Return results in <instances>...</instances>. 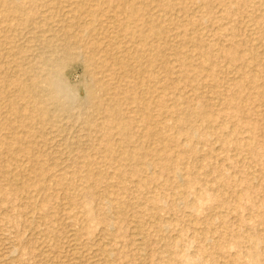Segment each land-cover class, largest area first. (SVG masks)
<instances>
[{"label":"rangeland","instance_id":"rangeland-1","mask_svg":"<svg viewBox=\"0 0 264 264\" xmlns=\"http://www.w3.org/2000/svg\"><path fill=\"white\" fill-rule=\"evenodd\" d=\"M3 1L0 0V264H264V0H235V4L230 0H128L146 8V17L139 13L141 18L133 20L119 10L125 0ZM17 3L18 9L14 7ZM87 6L93 7L88 10ZM149 11L152 14L147 16ZM156 23L164 33L161 38L149 31L158 27ZM56 30L61 31L60 35ZM136 32L142 35L136 37ZM132 37L136 40L131 41ZM145 37L152 43L144 41ZM70 38L74 42L70 43ZM111 39L116 40L112 43ZM231 41L240 44L243 63L231 61L230 54H220L221 48H230ZM60 45L64 47L60 49ZM54 46L59 47V52L55 53L58 49ZM145 49L153 50L151 54L147 51L148 55ZM87 54L93 56V61L89 62ZM131 55L141 56L143 61H133L134 65L121 61ZM16 57L22 59L17 61ZM49 60L51 67L45 64ZM104 60L108 62L104 64ZM30 63L35 65L31 67ZM42 72L53 74L61 89L47 85L49 74ZM245 80L252 82L246 85ZM145 82H153L156 88L152 100L156 99L157 106L151 104L150 121L128 104L129 99L146 97L141 92ZM24 83L21 88L19 85ZM102 96L107 97L103 98L106 101ZM41 103L49 106L44 108L48 116L57 118L50 116V122L39 120L36 109ZM64 104L69 107L67 112ZM106 117L113 126L108 138L103 130ZM131 153L137 154L136 158L124 161Z\"/></svg>","mask_w":264,"mask_h":264},{"label":"bare ground","instance_id":"bare-ground-1","mask_svg":"<svg viewBox=\"0 0 264 264\" xmlns=\"http://www.w3.org/2000/svg\"><path fill=\"white\" fill-rule=\"evenodd\" d=\"M2 1H3V0H1V2H2ZM24 1H25V0H24ZM80 1H81V0H80ZM101 1H102V0H101ZM104 1H105V0H104ZM112 1H113V0H112ZM114 1H115V0H114ZM150 1H151V0H150ZM150 1H149L148 3H146V4L149 5ZM158 1H159V0H158ZM171 1H172V0H170V2H171ZM176 1H177V0H176ZM176 1H175V2H176ZM178 1H179V0H178ZM230 1H231V3H233V4H235V2H236L235 0H230ZM3 2H4V1H3ZM16 2H17V0H16ZM25 2H26V1H25ZM33 2H34V1H33ZM33 2L30 1V3H33ZM46 2H47V1H46ZM74 2H75V1H74ZM76 2H77V1H76ZM87 2L90 3L89 1H87ZM92 2H93V1H92ZM119 2H120V1H119ZM144 2H146V1L144 0ZM155 2H156V1H155ZM173 2H174V0H173ZM173 2H172V3H173ZM175 2H174V3H175ZM181 2H182V1H181ZM183 2H184V1H183ZM183 2H182V3H183ZM220 2H221V1H220ZM18 3H22V2H18ZM18 3H17L16 6H14V7L17 8V9H18V7H20V6H19L20 4H18ZM40 3H42V2L39 1V5H40ZM49 3H50V2H49ZM70 3H73V2L71 1ZM80 3H81V2H80ZM88 3H87V4H88ZM94 3H95V1H94ZM96 3H97V2H96ZM103 3H104V2H103ZM105 3H106V1H105ZM107 3H108V2H107ZM111 3L114 4V2H111ZM116 3H117V2H116ZM134 3H136V2H135V1H134V2H133V1L130 2V1H128V0H125V1H122V8L119 7V8H120V9H119L120 12H125L126 16H127L129 19H132V20H133V19H137V18H138V19L141 18L139 13H141V16H142V15H143V12H144L143 10H144V8H145V5H141V4H140V5H141L140 7H136V6H134ZM152 3H154V2L152 1ZM158 3H159V2H158ZM158 3H157V5H158ZM166 3H167V2H166ZM168 3H169V1H168ZM227 3H228V2H227ZM256 3H257V2H256ZM3 4H5V3H3ZM87 4H85V6H86ZM92 4H93V3H92ZM101 4H102V3H101ZM113 4H112V5H113ZM142 4H143V3H142ZM169 4L171 5V3H169ZM187 4H188V3H187ZM7 5H8V4H7ZM14 5H15V4H14ZM33 5H34V4H33ZM55 5L57 6L56 3H55ZM60 5H61V4H60ZM74 5H75V4H73V6H74ZM79 5H80V4H79ZM103 5H104V4H103ZM112 5H111V6H112ZM120 5H121V4H120ZM160 5H161V2H160ZM174 5H175V4H174ZM180 5H181V4H180ZM182 5H183V4H182ZM34 6H35V5H34ZM37 6H38V5H37ZM61 6L63 7V5H61ZM61 6H60V7H61ZM76 6H77V4H76ZM83 6H84V5H83ZM101 6H102V5H101ZM105 6H106V4H105ZM105 6H104V7H105ZM108 6H110V5H108ZM118 6H119V3H118ZM171 6H172V5H171ZM171 6H170V7H171ZM204 6H205V5H204ZM4 7H5V6H4ZM21 7H23V6L21 5ZM54 7H55V6H54ZM57 7H58V6H57ZM60 7H59V8H60ZM87 7H88V10H89V8H90L91 6H90V7L87 6ZM87 7H86V8H87ZM92 7H93V6H92ZM92 7H91V8H92ZM95 7H96V6H95ZM99 7H100V6H99ZM162 7H163V5H162ZM223 7H224V6H223ZM12 8H13V7H12ZM36 8H37V7H36ZM39 8H40V7H39ZM43 8H44V7H43ZM66 8L69 10V8H71V7L69 6V8H68V7H66ZM66 8H63V9H66ZM77 8H78V6H77ZM77 8H76V9H77ZM173 8H174V7L172 6V10H173ZM21 9H22V8H21ZM25 9H26V8H25ZM32 9H33V8H32ZM37 9H38V8H37ZM44 9H45V8H44ZM44 9H42V11H43ZM49 9H50V8H49ZM72 9L75 10L74 8H72ZM80 9H81V5H80ZM80 9H78V11H79ZM83 9H84V8H83ZM96 9L99 10V8H97V7H96ZM109 9H110V8H109ZM109 9H107V10H109ZM145 9H146V8H145ZM148 9H149V8H148ZM152 9H153V8H152ZM159 9H160V7H159ZM181 9H182V8H181ZM54 10H55V9H54ZM57 10H58V9H57ZM61 10H62V9H61ZM68 10H67V11H68ZM94 10H95V9H94ZM100 10H101V9H100ZM107 10H106V11H107ZM115 10H118V9L115 8ZM141 10H142V11H141ZM149 10H150V9H149ZM155 10H156V7H155ZM172 10L170 9V11H172ZM34 11H35V10H34ZM39 11H40V9H39ZM45 11H46V10H45ZM50 11H51V10H50ZM58 11H59V10H58ZM81 11H83V10H81ZM84 11H85V10H84ZM90 11H91V10H90ZM96 11H97V10H96ZM96 11H95V12H96ZM102 11H103V10H102ZM110 11H111V10H110ZM140 11H141V12H140ZM158 11H159V10H158ZM161 11H163V10L161 9ZM161 11H159V12H161ZM173 11H174V10H173ZM32 12H33V11H32ZM32 12H31V10H30V13H32ZM37 12H38V11H37ZM85 12H86V11H85ZM85 12H81V13L84 14ZM98 12H99V11H98ZM114 12H115V11H114ZM114 12H113V13H114ZM19 13H20V11H19ZM34 13H35V12H34ZM34 13H33V14H34ZM42 13H43V12H42ZM45 13H46V12H45ZM47 13H49V12L47 11ZM55 13H57V12H55ZM60 13H61V11H60ZM64 13H65V12H64ZM68 13H69V12H68ZM93 13H94V12H93ZM111 13H112V11H111ZM144 13L146 14V11H145ZM150 13H151V12L149 11V12L147 13V16H148V14H150ZM169 13H170V12H169ZM40 14H41V13H40ZM77 14H78V12H77ZM88 14H89V13H88ZM91 14H92V13H91ZM97 14H98V13H97ZM99 14H100V13H99ZM104 14H105V16H106V13H104ZM104 14H102V16H103ZM151 14H152V13H151ZM151 14H150V15H151ZM157 14H158V13H157ZM183 14H184V13H183ZM188 14H189V13H188ZM217 14H218V13H217ZM49 15H50V14H49ZM62 15H63V14H62ZM68 15H69V14H68ZM71 15H72V13L70 12V16H71ZM85 15H87V14H85ZM92 15H94V14H92ZM154 15H155V14H154ZM154 15H152V16H154ZM162 15H163V14H162ZM46 16H47V15H46ZM63 16H64V15H63ZM63 16H61V17L59 16V18H63ZM66 16H67V13H66ZM78 16H80V13H79ZM81 16H83V15H81ZM89 16H90V15H89ZM95 16H96V14H95ZM108 16H109V15H108ZM143 16L146 17L145 15H143ZM152 16H151V17H152ZM159 16H160V15H159ZM47 17H48V16H47ZM47 17H46V18H47ZM57 17H58V16H57ZM68 17H69V16H68ZM68 17H67V18H68ZM73 17L76 18V16L72 15V18H73ZM98 17H100V16H98ZM103 17H104V16H103ZM106 17H107V16H106ZM120 17H121V16H120ZM120 17L118 16V19H120ZM144 17H143V18H144ZM163 17L165 18L164 15H163ZM163 17H162V18H163ZM169 17H171V16H169ZM40 18H41V17H40ZM40 18H39V20H40ZM43 18H44V17H43ZM43 18H42V19H43ZM49 18H50V17H49ZM69 18H70V17H69ZM94 18H95V17H94ZM96 18H97V16H96ZM110 18H111V17H110ZM110 18H109V19H110ZM121 18H122V17H121ZM143 18H142V19H143ZM149 18H150V17H149ZM155 18H156V17H155ZM164 18H163V19H164ZM70 19H71V18H70ZM70 19H69V20H70ZM73 19H74V18H73ZM73 19L71 20L70 25L72 24ZM84 19H85V18H84ZM89 19H90V17H89ZM91 19H92V18H91ZM99 19H103V18H99ZM152 19H154V17H152ZM226 19H227V18H226ZM32 20H33V17H32ZM51 20H52V19H51ZM66 20H67V19H66ZM69 20H68V21H69ZM74 20L76 21V19H74ZM80 20H81V18H80ZM97 20H98V19H97ZM103 20H104V19H103ZM140 20H141V19H140ZM144 20H145V18H144ZM147 20H148V19H147ZM155 20H156V19H155ZM157 20H158V19H157ZM164 20H165V19H164ZM174 20H175V18H174ZM234 20H235V19H234ZM45 21H46V20H45ZM58 21H59V20H58ZM64 21H65V20H64ZM84 21H86V20H84ZM87 21H88V20H87ZM90 21H91V20H90ZM94 21H96V20H94ZM111 21H112V20H111ZM116 21H117V20H116ZM120 21H121V19H120ZM134 21H135V20H134ZM161 21H162V19H161ZM42 22H44V21L42 20ZM42 22L39 21V23H42ZM50 22H51V21H50ZM61 22H62V24H63V21H61ZM76 22H77V21H76ZM78 22H79V18H78ZM80 22H81V21H80ZM88 22H89V21H88ZM92 22H93V21H92ZM98 22H100V21H98ZM102 22H104V21H101V23H102ZM108 22H109V21H108ZM136 22H137V21H136ZM138 22H140V21H138ZM141 22L145 23V22L142 21V20H141ZM146 22H147V21H146ZM163 22H164V21H163ZM187 22H188V21H187ZM39 23H38V25H40ZM56 23H58V22H56ZM59 23H60V21H59ZM59 23H58V24H59ZM83 23H84V22H83ZM86 23H87V22H86ZM90 23H91V22H89L88 25H90ZM122 23H123V21H122ZM159 23H161V22H159ZM36 24H37V23H36ZM50 24H51V23H50ZM50 24H49V25H50ZM62 24H61V25H62ZM65 24H66V23H65ZM65 24H64V25H65ZM77 24H78V23H77ZM94 24H96V23L94 22ZM107 24H108V23H107ZM109 24H110V22H109ZM111 24H112V23H111ZM120 24H121V22H120ZM123 24H124V23H123ZM123 24H122V25H123ZM126 24L129 25V23H126ZM145 24H146V23H145ZM156 24L158 25V27L153 26V27H151V29H150L149 31H150V33H152V36H153V35H158V36L160 37V36L164 35V33L162 34V32H161L162 29L159 27V24H158V23H156ZM162 24H163V23H162ZM175 24H176V23H175ZM20 25H21V24H20ZM47 25H48V24H47ZM49 25H48V26H49ZM56 25H57V24H56ZM70 25H68V26H69V27H68L69 29H70ZM74 25H75V24H74ZM78 25H79V24H78ZM133 25H134V24H133ZM146 25H147V24H146ZM148 25H149V24H148ZM148 25H147V26H148ZM165 25H167V24L165 23ZM169 25H170V24H169ZM172 25H173V24H172ZM59 26H60V25H59ZM72 26H73V25H71V28H72ZM84 26H86V25H84ZM91 26L94 27L93 24H92ZM113 26H114V25H113ZM129 26H130V25H129ZM131 26H132V25H131ZM150 26H151V25H149V28H150ZM170 26H171V25H170ZM185 26H186V25H185ZM187 26H188V25H187ZM189 26H190V25H189ZM22 27H23V26H22ZM41 27H42V26H41ZM45 27H47V26H45ZM53 27H54V26H53ZM53 27H51V28H53ZM61 27H62V26H61ZM80 27H81V26H80ZM97 27H98V26H97ZM101 27H102V26H101ZM103 27H106V26H103ZM122 27H123V26H122ZM124 27H126V29H127V25H124ZM132 27H134V26H132ZM164 27H165V26H164ZM171 27H172V26H171ZM23 28H24V27H23ZM64 28H65V27H64ZM66 28H67V25H66ZM68 28H67V29H68ZM90 28H91V27H90ZM95 28H96V27H95ZM119 28H120V27H119ZM134 28H138V27H136V25H135ZM165 28H166V27H165ZM31 29H32V28H31ZM40 29H41V28H40ZM56 29H57V30H58V29L60 30L59 27L56 28ZM61 29H62V28H61ZM67 29H63L62 31L67 30ZM79 29H81V28H79ZM123 29H125V28H123ZM128 29H129V28H128ZM128 29H127V30H128ZM29 30H30V29H29ZM51 30H52V29H51ZM57 30H56V32H57ZM59 30H58V31H59ZM81 30H83V29H81ZM81 30H80V31H81ZM90 30H92V29H90ZM90 30H89V31H90ZM112 30H113V29H112ZM129 30H130V29H129ZM173 30H174V28H173ZM42 31H43V30H42ZM52 31H53V30H52ZM72 31L74 32V30H72ZM76 31H77V30H76ZM89 31H88V32H89ZM100 31H101V30H100ZM109 31H110V30H109ZM122 31H123V30H122ZM38 32H39V31H38ZM38 32H37V33H38ZM56 32H55V34L58 33L59 35H60V33H61V31H60V33H59V32L56 33ZM64 32H65V31H64ZM64 32H63V33H64ZM67 32H69V30H68ZM70 32H71V29H70ZM81 32H83V31H81ZM84 32H85V31H84ZM95 32H96V33H99V32H97L96 30H95ZM106 32H107V31H106ZM127 32H128V31H127ZM131 32H132V31H131ZM140 32H143V31L141 30ZM144 32H145V31H144ZM144 32H143V33H144ZM40 33H42V32H40ZM43 33H44V31H43ZM45 33H46V31H45ZM65 33H66V32H65ZM71 33H72V32H71ZM74 33H75V34H73V33H72V34L76 36V32H74ZM90 33H91V32H90ZM136 33H137V32H136ZM138 33H139V32H138ZM138 33H137V34H138ZM145 33H146V32H145ZM145 33H144V34H145ZM177 33H178V32H177ZM182 33H183V32H182ZM38 34H39V33H38ZM55 34H53V35H55ZM66 34H67V33H66ZM72 34H71V35H72ZM78 34H79V33H77V35H78ZM102 34H103V32H102ZM105 34H106V33H105ZM108 34H110V33H108ZM140 34L142 35V33H140ZM140 34L136 35V37L139 36ZM166 34H167V33H166ZM180 34H181V33H180ZM59 35H56V36H59ZM61 35H62V34H61ZM63 35H64V34H63ZM63 35H62V36H63ZM67 35H68V34H67ZM85 35L90 37V35H87V31H86V34H85ZM85 35H83V36H85ZM93 35H94V33H93ZM97 35H98V34H97ZM97 35L95 34V36H97ZM111 35H112V33H111ZM111 35H110V36H111ZM62 36H61V37H62ZM65 36H66V35H65ZM79 36H80V34H79ZM79 36H78V39H79ZM100 36H102V35H100ZM106 36H107V35H106ZM134 36H135V35H134ZM148 36H150V35H148ZM148 36H146V37H148ZM174 36H175V35H174ZM49 37H50V36H49ZM61 37L59 36V38H61ZM80 37H81V36H80ZM98 37H99V36H98ZM107 37H109V36H107ZM111 37H112V36H111ZM113 37H114V36H113ZM125 37H127V36H125ZM140 37H141V36H140ZM146 37H145V38H146ZM155 37H156V36H155ZM163 37H165V36H163ZM177 37H178V36H177ZM195 37H196V36H195ZM47 38H48V37H47ZM52 38L54 39L53 36H52ZM76 38H77V36H76ZM90 38H91V37H90ZM101 38H102V37H101ZM141 38H142V37H141ZM160 38H161V37H160ZM160 38H159V39H160ZM198 38H199V37L197 36V39H198ZM201 38H202V37H201ZM35 39L37 40V38H35ZM62 39H63V37H62ZM70 39H72V38H70ZM70 39H69V40H70ZM81 39L85 40V38H81ZM81 39H80V40H81ZM94 39H95V38H94ZM96 39H97V38H96ZM96 39H95V41H96ZM105 39H106V38H105ZM116 39H117V38H116ZM116 39H115V40H116ZM118 39H119V38H118ZM124 39H125V38H124ZM132 39H133V37L131 38V41L136 40L135 37H134L133 40H132ZM142 39H143V38H142ZM153 39H154V37H153ZM156 39H157V38H156ZM175 39H176V38H175ZM54 40H55V39H54ZM54 40H52V41H54ZM56 40H57V39H56ZM56 40H55V41H56ZM69 40H68V41H69ZM73 40H74V38H73L72 40H70L69 42H70V43H71V41L74 42ZM80 40H79V41H80ZM91 40H92V39H91ZM103 40H104V39H103ZM106 40H107V39H106ZM109 40H110V39H109ZM111 40H112V39H111ZM115 40H112L111 42L113 43ZM128 40H129V39H128ZM139 40H141V39H139ZM148 40L150 41V43H152V42H151L152 39L150 40V39L146 38L144 41H147V43H148ZM160 40H161V39H160ZM220 40H221V39H220ZM39 41H41V40H39ZM55 41H54V42H55ZM59 41H60V40H59ZM59 41H58V42H59ZM66 41H67V40H66ZM75 41H76V39H75ZM77 41H78V40H77ZM89 41H90V40H89ZM89 41H88V42H89ZM92 41H93V40H92ZM95 41L93 42L94 44H96ZM117 41H118V40H117ZM129 41H130V40H129ZM129 41H128V42H129ZM141 41H142V40H141ZM162 41H164V40H162ZM166 41H168V40H166ZM218 41H219V40H218ZM224 41H225V40H224ZM54 42H52V43L54 44ZM60 42H61V41H60ZM63 42H64V41H63ZM63 42H61V43H63ZM80 42H83V41H80ZM86 42H87V41H86ZM88 42H87L86 44H88ZM99 42H100V41H99ZM102 42H103V41H101V43H102ZM107 42H108V41H107ZM153 42H155V40H153ZM164 42H165V41H164ZM38 43H39V42H38ZM55 43H56V42H55ZM61 43H57V45H58V44H61ZM78 43H79V42H78ZM83 43H84V42H83ZM93 43H92L91 45H92V46H95V45H93ZM108 43H109V42H108ZM108 43H107V44H108ZM123 43H124V42H123ZM131 43H132V42H131ZM136 43L138 44V42H136ZM136 43H135V45L137 46ZM140 43L142 44V42H140ZM140 43H139V45H141ZM158 43H159V42H158ZM168 43H170V42H168ZM67 44H69V43H67ZM75 44H76V42H75ZM86 44H85V45H86ZM127 44H128V43H127ZM162 44H163V43H162ZM197 44H198V42H197ZM197 44H196V47H197ZM48 45H49V44H48ZM48 45H46V46H48ZM54 45H55V44H54ZM77 45H78V44H77ZM85 45H83V46H85ZM120 45H121V44H120ZM130 45H131V48H132V44H130ZM130 45H129V46H130ZM139 45H138V46H139ZM150 45H151V44H150ZM150 45H148V46H150ZM153 45H154V44H153ZM160 45H161V44H160ZM202 45H203V43H202ZM204 45H205V44H204ZM219 45H220V43H219ZM229 45H230V48H228V49H227V48H221V49H220V54H222V53H223V54H225V53H226V54H230V55H231V56H230V60H231V61H234V62H236V63H237V62H242V61H244V60H243V59H244V57H243V53L240 51V50H241V48H240V44H239L237 41H231V42H229ZM27 46H28V45H27ZM36 46H37V45H36ZM38 46H39V45H38ZM46 46H45V48H46ZM60 46H61V45H60ZM66 46H67V45H66ZM86 46H87V48H89L88 45H86ZM89 46H90V45H89ZM96 46H97V45H96ZM99 46H100V45H99ZM101 46H102V45H101ZM110 46H111V45H110ZM113 46H114V45H113ZM121 46H122V45H121ZM136 46H135V47H136ZM141 46H143V45H141ZM144 46H145V45H144ZM156 46H157V45H156ZM171 46H172V45H171ZM198 46H199V45H198ZM56 47H57V46H56ZM56 47L54 46L55 49H56ZM62 47H64V46L62 45V46L60 47V49H61ZM79 47H80V46H79ZM90 47H91V46H90ZM116 47H117V46H116ZM133 47H134V46H133ZM153 47H154V46H153ZM199 47H200V46H199ZM203 47H204V46H203ZM45 48H44V49H45ZM50 48H51V47H50ZM50 48H49V49H50ZM52 48H53V47H52ZM58 48H59V47H57V49H58ZM67 48H69V47H67ZM70 48H71V47H70ZM73 48H74V47H73ZM81 48H83V49H87L86 47H81ZM81 48H80L79 50H83V49H81ZM91 48H92V47H91ZM91 48H90V49H91ZM93 48H94V47H93ZM113 48H114V47H113ZM119 48H120V47H119ZM129 48H130V47H129ZM142 48H143V47H142ZM150 48H151V46H150ZM157 48H160V47H157ZM172 48H173V46H172ZM179 48H181V46H180ZM197 48H198V47H197ZM216 48H217V47H216ZM25 49H26V48H25ZM30 49H31V46H30ZM34 49H35V48H34ZM36 49H37V48H36ZM44 49H42V51H44ZM55 49H54V50H55ZM60 49L56 50L55 53H57V51L59 52ZM63 49H64V48H63ZM65 49H66V48H65ZM97 49H100V48H98V46H97ZM97 49H96V47H95L94 50L97 51ZM101 49H103V48H101ZM108 49H109V48H108ZM115 49H116V48H115ZM115 49H113V50H115ZM122 49H123V48H122ZM127 49H128V48H127ZM133 49H134V48H133ZM161 49H162V47H161ZM173 49H174V48H173ZM194 49H195V48H194ZM198 49H201V48H198ZM207 49H208V48H207ZM207 49H206V50H207ZM23 50H24V49H23ZM27 50H28V49H27ZM32 50H33V49H32ZM32 50H31V51H32ZM39 50H40V49H39ZM50 50H52V49H50ZM71 50H73V49H71ZM75 50H76V47H75ZM118 50H119V49H118ZM118 50H117V51H118ZM120 50H121V48H120ZM124 50H125V49H124ZM134 50H135V49H134ZM139 50H140V49H139ZM150 50H151V49H150ZM152 50H153V49H152ZM152 50H151V51H152ZM155 50H156V49H155ZM155 50H154V51H155ZM180 50H181V49H180ZM196 50H197V49H196ZM202 50H203V49H202ZM206 50H205V51H206ZM210 50H211V49H210ZM24 51H25V50H24ZM64 51H65V50H64ZM66 51H68V50H66ZM76 51H78V50H76ZM83 51H85V50H83ZM98 51H100V50H98ZM101 51H102V50H101ZM104 51H105V49H104ZM126 51H127V50H126ZM145 51H146V49H145ZM147 51L149 52V50H147ZM147 51H146V52H147ZM151 51H150V52H151ZM154 51H153V54L156 53V51H155V52H154ZM197 51H198V50H197ZM200 51H201V50H200ZM208 51H209V50H208ZM17 52H18V51H17ZM20 52H21V51H20ZM20 52H19V53H20ZM47 52H48V51H47ZM49 52H50V51H49ZM53 52H54V51H53ZM72 52H75V51L73 50ZM87 52H89L88 49H87ZM90 52H91V51H90ZM92 52H93V50H92ZM106 52H107V51H106ZM110 52H111V51H110ZM112 52H113V51H112ZM132 52L134 53L135 51L132 50ZM136 52H137V51H136ZM140 52H141V51H140ZM143 52H144V51H143ZM148 52H147V53H148ZM150 52H149V53H150ZM164 52H165V51H164ZM175 52H176V51H175ZM180 52H183V51H180ZM180 52H179V54H180ZM214 52H215V50H214ZM21 53H23V52H21ZM62 53H63V52H60V54H62ZM69 53H71V52H69ZM101 53H102V52H101ZM104 53H105V52H104ZM128 53H130V52H128ZM147 53H146V54H147ZM149 53H148V55H149ZM161 53H162V50H161ZM170 53H171V52H170ZM170 53H169V54H170ZM193 53H194V52H193ZM204 53L206 54V52H204ZM211 53H212V52H211ZM42 54H44V52H42ZM51 54H52V53H51ZM60 54H59V55H60ZM63 54L65 55L66 52L63 53ZM92 54H94V52H93ZM96 54H98V53L96 52ZM107 54H108V53H107ZM113 54H114V53H113ZM117 54H118V53H117ZM130 54H131V53H130ZM130 54H129V55H130ZM139 54H140V53H139ZM150 54H151V53H150ZM156 54H157V53H156ZM156 54H155V55H156ZM172 54H173V53H172ZM197 54H198V53H197ZM205 54H204V55H205ZM207 54H208V53H207ZM16 55H17V54H16ZM35 55H36V54H35ZM35 55H34V56H35ZM46 55H47V54H46ZM52 55H54V54H52ZM52 55H51V56H52ZM55 55H56V54H55ZM66 55H67V54H66ZM72 55H73V54H72ZM99 55H100V54H99ZM105 55H106V53H105ZM111 55H112V54H111ZM134 55H136V54H134ZM155 55H154V58H155ZM183 55H185V54H183ZM195 55H196V54H195ZM195 55H194V56H195ZM202 55H203V54H202ZM17 56H18V55H17ZM44 56H45V54H44ZM73 56H74V55H73ZM87 56H88V58L93 57V56H90V57H89L88 54H87ZM101 56H102V55H101ZM106 56H108V55H106ZM118 56H119V55H118ZM118 56H117V57H118ZM143 56H144V55H143ZM156 56H157V55H156ZM163 56L167 58V56H165V54H164ZM194 56H192V57L195 58L196 56H195V57H194ZM198 56H200V55H198ZM206 56H207V55H206ZM211 56H212V55H211ZM221 56H222V55H221ZM23 57H24V56H23ZM30 57H31V56H30ZM46 57H48V55H47ZM53 57H55V56H53ZM57 57H59V56L57 55ZM63 57H65V56H63ZM67 57H70V56L67 55ZM94 57H96V56L94 55ZM109 57H110V56H109ZM120 57H121V56H120ZM124 57H125V56H124ZM124 57L122 58L123 60H121V61L131 62V63H133V65H134V62H135L136 64H137V63L139 64L140 61H143V57H141V56H134V57H132V55H131L132 58H131V57H130V58H124ZM161 57H162V55H161ZM179 57H180V56H179ZM209 57H210V56H209ZM209 57H207V58L209 59ZM212 57H213V56H212ZM215 57H216V56H215ZM36 58H37V57H36ZM74 58H75V57H74ZM86 58H87V57H86ZM103 58L105 59L104 56H103ZM106 58H107V57H106ZM144 58H146V57H144ZM189 58H191V57H189ZM16 59H17V57H16ZM18 59H19V61H20L22 58H21V59L18 58ZM18 59H17V61H18ZM28 59H29V57H28ZM38 59H39V56H38V58H37L36 60H38ZM48 59H49V58H47L46 60H48ZM54 59H55V58H54ZM95 59H96V58H95ZM97 59H98V58H97ZM99 59H100V58H99ZM150 59H151V58H150ZM150 59H149V60H150ZM161 59H164V58H161ZM174 59H175V58H174ZM174 59H173V60H174ZM200 59H201V56H200ZM25 60H26V59H25ZM39 60H40V59H39ZM39 60H38V62H39ZM42 60H43V59H41V61H40L41 64H42V62H44V60H43V61H42ZM50 60H52V59L50 58ZM50 60H49V63H48V61L45 62V64H46L47 66H49V67H51L49 64H52V63H50ZM58 60H59V59H58ZM87 60H89V59H87ZM87 60H86V61H87ZM91 60H92V59L90 58L89 62H90ZM101 60H103V59H101ZM101 60H100V61H101ZM144 60H145V59H144ZM147 60H148V59H147ZM147 60H146V61H147ZM152 60H153V59H152ZM158 60H159V59H158ZM168 60H169V59H168ZM188 60H189V59H188ZM201 60H203V58H202ZM205 60H206V59H205ZM209 60H211V59H209ZM217 60H218V58H217ZM253 60L255 61V59H253ZM33 61H34V60H33ZM53 61H54V60H53ZM55 61H56V60H55ZM92 61H93V60H92ZM105 61H107V60H104V64H105ZM110 61H111V60H110ZM115 61H116V59H115ZM115 61H113L114 64H115ZM117 61H118V60H117ZM133 61H134V62H133ZM163 61H165V60H163ZM163 61H162V62H163ZM174 61H175V60H174ZM174 61H172V62H174ZM179 61H180V60H179ZM184 61H186V60H184ZM184 61H183V63H184ZM196 61H197V60H196ZM203 61H204V60H203ZM211 61H213V60H211ZM254 61H253V62H254ZM23 62H24V61H23ZM29 62H31L30 59H29ZM61 62H62V61H61ZM94 62H95V61H94ZM101 62H103V61H101ZM107 62H108V61H107ZM118 62H119V61H118ZM152 62H153V61H152ZM159 62L162 63L161 61H159ZM165 62H166V61H165ZM172 62H171L170 64H172ZM189 62H190V60H189ZM206 62H207V60H206ZM206 62H205V63H206ZM216 62H217V61H216ZM26 63H28V62H26ZM95 63H96V62H95ZM131 63H130V64H131ZM148 63H149V61H148ZM160 63H159V64H160ZM167 63H168V62H167ZM178 63H179V62H178ZM181 63H182V62H180V64H181ZM183 63H182V64H183ZM242 63H243V62H242ZM20 64H21V62H20ZM24 64H25V63H24ZM45 64H44V65H45ZM99 64H100V65H98V67L101 66V63H99ZM102 64H103V63H102ZM106 64H107V63H106ZM108 64H109V63H108ZM108 64H107V65H108ZM111 64H112V63H111ZM123 64L127 65L128 63H127V64H126V63H123ZM123 64L121 63V65H123ZM151 64H153V63H151ZM157 64H158V63H157ZM162 64H164V63H162ZM190 64H191V63H190ZM211 64H213V63H211ZM215 64H216V63H215ZM237 64H238V63H237ZM240 64H241V63H240ZM22 65H23V63H22ZM22 65H21V68H22ZM29 65L32 67V65H35V64L30 63ZM36 65H37V64H36ZM53 65H54V64H53ZM58 65H59V64H57V66H58ZM87 65H89V64L87 63ZM92 65H93V62H92ZM92 65H91V67H93ZM131 65H132V64H131ZM131 65H130V66H131ZM144 65H145V63H144ZM153 65H154V64H153ZM160 65H161V64H160ZM164 65H166V63H165ZM164 65H163V66H164ZM178 65H179V64H178ZM178 65H177V66H178ZM197 65H198V64H197ZM197 65H194V66H197ZM243 65L245 66V64H243ZM243 65H242V66H243ZM25 66H27V65H25ZM38 66H40L39 63H38ZM89 66H90V65H89ZM89 66H88V67H89ZM104 66H105V65H104ZM119 66H120V63H119ZM127 66H129V64H128ZM127 66H126V67H127ZM148 66H149V64H148ZM229 66H230V65H229ZM27 67H28V66H27ZM31 67H28V68H31ZM42 67H43V66H42ZM44 67H45V66H44ZM102 67H103V66H102ZM102 67H101V68H102ZM106 67H109V66H106ZM114 67H116V66H114ZM124 67H125V66H124ZM126 67H125V68H126ZM134 67H135V66H134ZM149 67H150V66H149ZM158 67H159V65H158ZM183 67H184V66H183ZM187 67H188V63H187ZM200 67H201V66H200ZM230 67H231V66H230ZM34 68H35V67H34ZM34 68H33V69H34ZM39 68H40V67H39ZM89 68H90V67H89ZM125 68H124V69H125ZM127 68H128V67H127ZM129 68H130V67H129ZM129 68H128V69H129ZM138 68H139V67H138ZM180 68H181V67H180ZM194 68H195V67H194ZM194 68H193V69H194ZM201 68H202V67H201ZM204 68H205V67H204ZM240 68H241V67H240ZM242 68H243V67H242ZM242 68H241V69H242ZM244 68H245V67H244ZM37 69H38V68H37ZM41 69H43V68H41ZM45 69H46V68H45ZM49 69H50V68H49ZM51 69H52V68H51ZM56 69H57V68H56ZM56 69L54 68L55 71H56ZM92 69H93V68H92ZM99 69H100V68H99ZM109 69H110V68H109ZM111 69H112V68H111ZM113 69H114V68H113ZM134 69H135V68H134ZM136 69H137V68H136ZM140 69H141V66H140ZM163 69H164V68H163ZM169 69H170V68H169ZM190 69H191V68H190ZM205 69H206V68H205ZM19 70H20V69H19ZM25 70H26V68H25ZM25 70H24V73H25ZM29 70H30V69H29ZM29 70L27 69L26 71H29ZM38 70H39V69H38ZM38 70H37V71H38ZM104 70H105V69H104ZM121 70H123V69H121ZM137 70H139V69H137ZM144 70H145V69H144ZM152 70H153V69H152ZM156 70H157V68H156ZM159 70H160V69H159ZM166 70H167V69H166ZM182 70H184V69H182ZM194 70H195V69H194ZM203 70H204V69H203ZM203 70H201V72H203ZM12 71H13V70H12ZM15 71H16V70H15ZM31 71L33 72V71H35V70H32V69H31ZM43 71H44V69H43ZM52 71H53V70H52ZM52 71L49 70V72H52ZM123 71H124V70H123ZM126 71H127V70H126ZM130 71H131V70H130ZM164 71H165V70H164ZM170 71H171V70H170ZM187 71H188V70H187ZM190 71H191V70H190ZM206 71H207V70H206ZM242 71H243V70H242ZM13 72H14V71H13ZM21 72H22V70H21ZM21 72H19V73H21ZM29 72H30V71H29ZM38 72H39V71H38ZM40 72H41V71H40ZM92 72H93V70H92ZM96 72H97V71H95V73H96ZM109 72H110V71H109ZM109 72H108V73H109ZM115 72H116V71H115ZM131 72H132V71H131ZM131 72H130V73H131ZM135 72H136V71H135ZM147 72H148V71H147ZM168 72H169V71H168ZM201 72H200V73H201ZM15 73H16V72H15ZM22 73H23V72H22ZM30 73H31V72H30ZM30 73H28V75H31ZM35 73H37V72H35ZM43 73H45V72H42V74H43ZM100 73H101V72H100ZM103 73H104V72H103ZM103 73H101L102 76H103ZM106 73H107V72H106ZM127 73H129V72H127ZM140 73H141V72H140ZM145 73H146V72H145ZM149 73H150V72H149ZM263 73H264V72H263ZM12 74H13V73H12ZM40 74H41V73H40ZM45 74H49V75H48V84H47V85H49L50 87H52L54 90H60V89H61V88H60V85H59L56 81L53 80V79H54V78H53V74H52V75H51V73H45ZM112 74H113V73H112ZM124 74H125V73H124ZM132 74H137V73H132ZM159 74H160V73H159ZM170 74H171V72H170ZM229 74H230V73H229ZM14 75H15V74H14ZM28 75H27V76H28ZM94 75H95V74H94ZM98 75H99V74H98ZM106 75H107V74H106ZM110 75H111V74H110ZM110 75H109V76H110ZM138 75H139V74H138ZM212 75H214V74H212ZM6 76H7V75H5V77H6ZM40 76H41V75H40ZM44 76H46V75H44ZM95 76H97V75H95ZM130 76L134 77L133 75H130ZM130 76H129V77H130ZM141 76H142V75H141ZM234 76H235V74H234ZM240 76H241V79H242L243 73H240ZM34 77H35V76H34ZM57 77H58V76H57ZM57 77H56V78H57ZM103 77H104V76H103ZM132 77H131V78H132ZM135 77H136V76H135ZM135 77H134V79H135ZM142 77H143V76H142ZM204 77H205V76H204ZM212 77H214V76H212ZM238 77H239V76H237V79L240 80ZM9 78H10V76H9ZM29 78H31V77H29ZM44 78H45V77H44ZM44 78H43V79H44ZM94 78H95V77L93 76V79H94ZM97 78H98V76H97ZM106 78H108V77H106ZM143 78H144V77H143ZM185 78H187V77H185ZM250 78H251V77H250ZM7 79H8V77H7ZM10 79H11V78H10ZM17 79H18V78H17ZM22 79H23V78H22ZM25 79H26V77L24 78V80H25ZM35 79H36V77H35ZM45 79H47V78H45ZM57 79H58V78H57ZM103 79H104V78H103ZM132 79H133V78H132ZM160 79H161V78H160ZM218 79H219V78H218ZM244 79H245V78H244ZM11 80H12V79H11ZM14 80L16 81V78H15ZM37 80H38V78H37ZM98 80L100 81V79H97V81H98ZM113 80H114V79H113ZM135 80H136V79H135ZM141 80H143V79L141 78ZM145 80H147V79H145ZM148 80H149V79H148ZM148 80H147V81H148ZM163 80H164V79H163ZM235 80H236V78H235ZM235 80H234V81H235ZM4 81H5V80H4ZM8 81H9V80H8ZM8 81H6V82H8ZM15 81H14V82H15ZM22 81H23V80H21L20 82H22ZM38 81H39V80H38ZM38 81H37V82H38ZM40 81H41V77H40ZM95 81H96V80H95ZM95 81H94V82H95ZM97 81H96V83H97ZM103 81H104V80H103ZM107 81H108V80H107ZM257 81H258V80H257ZM17 82H19V81L17 80L16 83H17ZM37 82H36V83H37ZM94 82H93V85L95 84ZM155 82H156V81H155ZM157 82H158V81H157ZM157 82H156V83H157ZM161 82H162V81H161ZM173 82H174V81H173ZM177 82H178V81H177ZM213 82H214V81H213ZM236 82H238V81H236ZM251 82H252V81H251ZM251 82H250V81H247V80L244 81V83H245L246 85L249 84V83H251ZM8 83H10V82H8ZM16 83H12V84L14 85V84H16ZM25 83H26V82H25ZM25 83H24V85L22 84V85H19V86L22 88V86H25ZM30 83H31V82H30ZM139 83H140V82H139ZM147 83H148V82H147ZM170 83H171V82H170ZM174 83H175V82H174ZM227 83H228V82H227ZM227 83H226V84H227ZM19 84H20V83H19ZM40 84H41V82H40ZM42 84H44V82H43ZM42 84H41V85H42ZM98 84L100 85L101 83H98ZM103 84H104V83H103ZM105 84H106V83H105ZM105 84L102 85V86L104 87ZM107 84H108V83H107ZM109 84H111V83H109ZM145 84H146V82H145ZM157 84H158V83H157ZM253 84H254V83H253ZM258 84H259V83H258ZM9 85H10V84H9ZM93 85H92V86H93ZM95 85H96V84H95ZM95 85H94V86H95ZM99 85H98V86H99ZM111 85H112V84H111ZM113 85H114V83H113ZM113 85H112V86H113ZM141 85H143V84H141ZM152 85H153V86H152ZM152 85H147V84H146V86H144V87L141 89L142 94H145V96H146L145 98H139V97L137 96L138 99H136V100H135V99H129V103H128V104L132 105L133 107H135V108H136V111H137L138 113H141V116H142L143 118L147 119L148 121H150V119H151V118H150V112H149V110L153 109V108L150 109L151 104H152V105H156V103H155V100H156V99H155L154 101L152 100V99H153V95L156 93V88H154V83H153V82H152ZM169 85H171V84H168V86H169ZM246 85H245V86H246ZM16 86H18V85H16ZM100 86H101V85H100ZM100 86H99V87H100ZM108 86H109V85H108ZM112 86H111V87H112ZM115 86H116V85H115ZM168 86H167V89H168ZM190 86H191V85H190ZM27 87H28V86H27ZM62 87H63V86H62ZM99 87H98V88H99ZM105 87H106V86H105ZM105 87H104V88H105ZM117 87H118V86H117ZM139 87H140V86H139ZM241 87H242V86H241ZM21 88L19 89V88L17 87V90L19 89L18 91H20ZM29 88H31V87H29ZM44 88H45V86H44ZM63 88H64V87H63ZM93 88H94V87H93ZM93 88H92V89H93ZM96 88H97V87H96ZM107 88H108V87H107ZM109 88H110V87H109ZM131 88H132V87H131ZM165 88H166V87H165ZM178 88H180V87H178ZM193 88H194V90H195V87H194V86H193ZM41 89H42V88H41ZM64 89H66V88H64ZM111 89H113V88H111ZM126 89H127V88H126ZM133 89H134V88H133ZM158 89L160 90L161 88H158ZM251 89H252V88H251ZM23 90H25V89H23ZM33 90H35V89H33ZM44 90H45V89H44ZM48 90H49V89H48ZM62 90H63V89H62ZM96 90H97V89H96ZM100 90H101V89H100ZM105 90H107V89L105 88ZM118 90H119V89H118ZM124 90H125V89H124ZM135 90H136V89H135ZM226 90H228V89L226 88ZM18 91H16V92H18ZM26 91H27V90H26ZM28 91L31 92L30 90H28ZM49 91H50V90H49ZM64 91H65V90H64ZM64 91H61V92H64ZM97 91H98V90H97ZM97 91H96V92H97ZM108 91H109V90H108ZM110 91L112 92V90H110ZM113 91H114V90H113ZM161 91H162V90H160L159 93H161ZM195 91H196V90H195ZM238 91H239V90H238ZM21 92H22V90H21ZM47 92H48V91H47ZM50 92H51V91H50ZM119 92H120V90H119ZM168 92H169V91H168ZM18 93H19V95H20V94H22L23 92H22V93L18 92ZM54 93H55V95H56V91H55ZM64 93H65V92H64ZM102 93H103V92H102ZM122 93H123V91H122ZM122 93H121V94H122ZM24 94H26V93L24 92ZM24 94H23V95H24ZM50 94H52V93H50ZM62 94H63V93H62ZM97 94H98V93H97ZM99 94L102 95L101 92H100ZM99 94H98V95H99ZM107 94H108V93H107ZM110 94L112 95V93H110ZM162 94H163V93H162ZM219 94H220V93H219ZM262 94H263V93H262ZM34 95H35V94H34ZM48 95H49V94H48ZM55 95L53 94V95H51V96H54V97H55ZM58 95H59V94H58ZM72 95H73V94H72ZM111 95H110V96H111ZM140 95H141V93H140ZM158 95H159V94H158ZM167 95H168V94H167ZM234 95H235V94H234ZM4 96H5V94H4ZM21 96H22V95H21ZM26 96H28V93H27ZM26 96L24 95L25 98H28V97H26ZM29 96H30V95H29ZM67 96H68V95H67ZM113 96H115V95H113ZM130 96H132V94H130ZM130 96H129V97H130ZM155 96H156V95H155ZM160 96H161V94H160ZM162 96H163V95H162ZM263 96H264V95H263ZM22 97H23V96H22ZM22 97H21V98H22ZM24 97H23V98H24ZM61 97H63V96H61ZM96 97H97V96H94V98H96ZM100 97H101V96H100ZM105 97H106V96H105ZM105 97L102 96V99L105 98ZM108 97H109V96H108ZM123 97H126V96H123ZM129 97H128V98H129ZM23 98H22V99H23ZM25 98H24V99H25ZM29 98H30V97H29ZM29 98H28V99H29ZM33 98H34V97H33ZM106 98H107V97H106ZM113 98H114V97H113ZM8 99L10 100V98H8ZM19 99H20V98H19ZM41 99H42V98H41ZM54 99H55V98H54ZM56 99H57V98H56ZM110 99H112V98H110ZM116 99H117V98H116ZM30 100H32V98H30ZM61 100H63V99L61 98ZM61 100H60V98H59V101H61ZM103 100H105V99H103ZM118 100H119V99H118ZM125 100H126V99H125ZM167 100H168L167 102H169V99H167ZM216 100H217V99H216ZM35 101H36V100H35ZM57 101H58V100H57ZM66 101H67V100H66ZM97 101H98V100H97ZM105 101H106V100H105ZM119 101H120V100H119ZM165 101H166V100H165ZM10 102H11V101H10ZM39 102H40V101H39ZM47 102H48V101H47ZM54 102H56V101H54ZM99 102H100V101H99ZM107 102H108V100H107ZM107 102H106V103H107ZM123 102H124V101H123ZM157 102H158V101H157ZM12 103H13V102H12ZM28 103H30V102H28ZM33 103H34V102H33ZM51 103H52V102H51ZM60 103H61V102H60ZM95 103H96V102H95ZM95 103H94V104H95ZM113 103H115V101H114ZM171 103H172V102H171ZM23 104H24V103H23ZM23 104H21V105H23ZM34 104H35V103H34ZM34 104H33V105H34ZM61 104H62V103H61ZM91 104H92V103H91ZM109 104H110V103H109ZM109 104H108V105H109ZM116 104H117V101H116ZM123 104H124V103H123ZM175 104H176V102H175ZM184 104H185V103H184ZM10 105H11V104H10ZM24 105H25V104H24ZM24 105H23V106H24ZM49 105H51V104H49ZM54 105H55V103H54ZM58 105H59V104H58ZM64 105H65V104H64ZM64 105H63V106H64ZM68 105H69V104H68ZM99 105H100V104H99ZM99 105H98V106H99ZM104 105H105V104H104ZM108 105H107V106H108ZM207 105H209V104H207ZM15 106H16V105H15ZM37 106H38V108L36 107L37 109H36V108H34V109H36V112H37V111L40 112L39 115H38V116H39V120H40V118H41L42 120H44V121H46V122H50V121H52V119L49 118V117L52 116V115L48 116V111L44 110V108H46L48 105H46V107H44L45 105H43V104L41 103L40 105H37ZM65 106H66V105H65ZM96 106H97V105H96ZM105 106H106V105H105ZM107 106H106V107H107ZM113 106H116V105H113ZM156 106H157V105H156ZM172 106H173V105H172ZM193 106L195 107V104H194ZM30 107H31V106H30ZM48 107H49V106H48ZM61 107H62V106H61ZM61 107H59V108L57 107L58 110H59ZM169 107H170V106H169ZM197 107H198V105H197ZM31 108H32V107H31ZM51 108H52V107H51ZM63 108H64V107H63ZM94 108H95V107H94ZM99 108H100V107H99ZM112 108H113V107H112ZM13 109H14V108H13ZM68 109H69V107H68ZM68 109H67V106H66L65 111L67 112ZM97 109H98V107H97ZM103 109H105V108H103ZM161 109L163 110V108H161ZM170 109H171V108H170ZM215 109H216V108H215ZM17 110H18V109H17ZM23 110H24V109H23ZM23 110H22V111H23ZM25 110H26V109H25ZM48 110H49V108H48ZM62 110H64V109H62ZM93 110H96V109H93ZM101 110H102V109H100V111H101ZM117 110H118V109H117ZM125 110L127 111V109H125ZM197 110H198V109H197ZM65 111H63V112H65ZM100 111H99V112L97 111V113H99V115L101 114ZM102 111H105V110H102ZM182 111H183V110H182ZM18 112H19V111H18ZM20 112H21V111H20ZM20 112H19L18 116L20 115ZM27 112H28V111H27ZM33 113H35V112H33ZM37 113H38V112H37ZM57 113H58V111H57ZM95 113H96V112H95ZM115 113H116V111H115ZM131 113H132V112H131ZM181 113H182V112H181ZM209 113H210V112H209ZM209 113H208V114H209ZM211 113H212V112H211ZM229 113H230V112H229ZM27 114H28V113H27ZM55 114H56V111H55ZM55 114H53V115H55ZM60 114H61V113H59V115H60ZM177 114H178V113H177ZM182 114H183V113H182ZM197 114H198V113H197ZM201 114H202V113H201ZM59 115H58V117H59ZM93 115H94V114H93ZM115 115L117 116V114H115ZM15 116H16V115H15ZM24 116H25V115H24ZM60 116H61V115H60ZM62 116H65V115H62ZM101 116H102V115H101ZM156 116H157V115H156ZM185 116H186V115H185ZM187 116H188V115H187ZM19 117H20V116H19ZM19 117H18V118H19ZM21 117H22V116H21ZM26 117H27V116H26ZM31 117H32V116H31ZM36 117H37V115H36ZM55 117L57 118L56 115L54 116V118H53V116H52L53 119H55ZM96 117H97V116H96ZM109 117H110V116H109ZM177 117H178V116H177ZM208 117H209V116H208ZM91 118H92V117H91ZM119 118H120V117H119ZM154 118H155V117H154ZM209 118H210V117H209ZM211 118H212V117H211ZM211 118H210V119H211ZM16 119H17V118H16ZM62 119H64V118H62ZM95 119H96V118H95ZM99 119H100V117H99ZM101 119H105V118H101ZM113 119H114V118H113ZM123 119H124V118H123ZM164 119H165V118H164ZM176 119H177V118H176ZM187 119H188V118H187ZM207 119H208V118H207ZM12 120H13V119H11V122H12ZM57 120H58V119H57ZM116 120H117V117H116ZM118 120H119V119H118ZM25 121H26V120H25ZM53 121H54V120H53ZM61 121H62V120H61ZM88 121H89V120H88ZM91 121H92V122H90V123H93V120H92V119H91ZM99 121H100V120H99ZM139 121H140V120H139ZM160 121H161V120H160ZM206 121H208V120H206ZM211 121H212V120H211ZM57 122H58V121H57ZM106 122H107V123H106ZM106 122H105L106 124L104 125L105 127H103V130H104V133H105L106 138H108L109 136H111V135H110V134H111L110 131H111V129L113 128V126H111V125L109 124V118L107 119V117H106ZM137 122H138V121H137ZM140 122H141V121H140ZM140 122H139V123H140ZM39 123H40V122H39ZM54 123H56V121H55ZM158 123L161 124V122H159V121H158ZM207 123H208V122H207ZM209 123H210V120H209ZM45 124H46V123H45ZM56 124H57V123H56ZM149 124L151 125V123H149ZM160 124H157V125H160ZM16 125H17V124H16ZM47 125H48V123H47ZM51 125H52V124H51ZM95 125H96V124H95ZM99 125H100V124H99ZM130 125H131V124H130ZM154 125H155V124H154ZM18 126H19V125H18ZM97 126H98V125H97ZM134 126H135V125H134ZM24 127H25V126H24ZM136 127H137V126H136ZM153 127H155V126H153ZM99 129H100V128H99ZM158 130H159V129H158ZM140 131H141V130H140ZM51 132H52V130H51ZM156 132H157V131H156ZM156 132H155V133H156ZM114 133H115V132H114ZM155 133H154V134H155ZM157 133H158V132H157ZM42 134H43V131H42ZM195 135H196V134H195ZM144 136H145V135H144ZM145 137H146V136H145ZM153 137H154V136H153ZM19 139H20V138H19ZM100 139H101V138H100ZM152 140H153V139H152ZM171 140H172V139H171ZM27 143H28V142H27ZM27 143H26V144H27ZM25 147H26V146H25ZM124 153H125V152H124ZM85 156H86V154H85ZM136 156H137V154L131 153V154L126 155L125 158H124L123 160H124V161H125V160L127 161L128 158H134V159H135ZM128 161H129V160H128ZM187 183H188V185L191 184L190 181H188ZM64 186H65V185H64ZM16 189H17V188H16ZM150 224H151V223H150ZM69 243H70V242H69ZM247 256H248V255H247ZM253 256H254V255H250V257H253ZM105 260H106V259H105ZM258 260H259V259H258ZM108 264H109V263H108Z\"/></svg>","mask_w":264,"mask_h":264}]
</instances>
